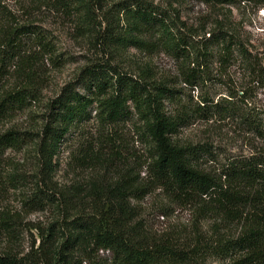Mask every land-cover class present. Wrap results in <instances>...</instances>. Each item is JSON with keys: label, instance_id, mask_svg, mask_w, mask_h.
Returning <instances> with one entry per match:
<instances>
[{"label": "trees", "instance_id": "trees-1", "mask_svg": "<svg viewBox=\"0 0 264 264\" xmlns=\"http://www.w3.org/2000/svg\"><path fill=\"white\" fill-rule=\"evenodd\" d=\"M41 1L64 12L76 7L88 21L93 14L92 0ZM195 1L224 6L237 0ZM240 1L264 6V0ZM120 10L122 23H109L94 36L110 52L165 51L193 65L184 79L192 88L212 79L207 65L211 58L218 57L224 66L237 53L257 74L256 84L264 82V67L255 70L251 55L222 32L198 45L167 12L147 0H130ZM46 55H54V50L45 32L0 5V122L38 100L42 87L35 66ZM14 68L17 83L5 89L1 81ZM142 73L145 76L137 78L117 66L95 62L48 103L45 124L35 141L42 177L25 206L42 209L47 203L57 219L46 230L33 228L37 240L23 250L16 219L0 207V264H264V157L228 160L212 171L206 166L216 161L211 145L181 144L177 138L195 121L219 117L236 119L264 139V110L245 104L244 90L242 94L230 91L218 102L208 96L197 103L185 102L180 91L157 83L147 71ZM93 112L107 129L136 116L153 151L145 184L126 173L112 185L93 180L89 191L81 186L74 193L54 188L50 177L63 141L73 128L90 121ZM25 143L15 130L0 134V179L7 151L22 149ZM156 190L181 206L199 207L205 202L207 208H199V216L215 220L214 235L183 245L171 237L154 240L143 233L133 225L137 211L132 201ZM82 192L93 197L87 214Z\"/></svg>", "mask_w": 264, "mask_h": 264}, {"label": "rangeland", "instance_id": "rangeland-1", "mask_svg": "<svg viewBox=\"0 0 264 264\" xmlns=\"http://www.w3.org/2000/svg\"><path fill=\"white\" fill-rule=\"evenodd\" d=\"M129 1L92 0L93 14L88 21L76 7L64 12L51 8L41 0H0V5L16 19L32 22L41 28L54 50V55L40 58L35 66L42 87L38 100L0 122V134L15 130L26 139L22 149L7 151L0 179V207L16 219L19 232L23 235L20 238L23 250L37 240V231L33 228L46 230L57 219L55 209L47 203L42 209L34 205L25 206L42 177L38 176L35 141L45 124L47 105L65 85L77 81L84 67L95 62L109 63L137 78H143L145 75L142 72L147 71L157 83L180 91L185 102L189 103H197L207 96L218 102L227 98L230 91L242 94L244 90L245 104L264 110V82L256 84L257 74L250 70V63L247 64L244 57L237 53L224 66L218 57L211 58L207 65L212 79L203 80L197 88H192L184 84V79L187 68L193 65L184 64L182 59L165 51L130 48L120 53L110 52L94 36L102 34L109 23H122L120 7ZM147 1L167 12L177 27L196 44L200 45L205 37L208 39L213 33L222 32L251 55L250 61L255 63V70L259 69L258 66L264 67L263 5L240 0L224 6L195 0ZM16 78L14 68L1 81V86L10 89L17 83ZM236 101L239 102V99ZM142 132L136 116L107 129L93 112L90 121L73 128L63 141L50 177L54 188L74 193L77 186H81L89 191L93 180L105 186L112 185L126 173L145 184L153 151ZM177 138L181 144L211 145L216 161L206 166L212 171H217L228 160L264 157V139L251 134L236 119L216 117L208 122L197 120L182 129ZM80 196L82 200L86 199L84 211L87 214L93 197L87 198L83 192ZM132 204L137 211L133 225L142 228L151 239L171 237L183 245H192L197 239L207 240L214 235L215 220L199 216V208H207L205 202L199 207L181 206L170 202L161 190H156L141 200L132 201Z\"/></svg>", "mask_w": 264, "mask_h": 264}]
</instances>
